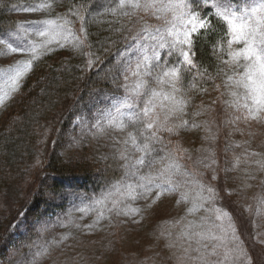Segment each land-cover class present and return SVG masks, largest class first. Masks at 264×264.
Returning a JSON list of instances; mask_svg holds the SVG:
<instances>
[{
	"label": "rangeland",
	"instance_id": "374dc122",
	"mask_svg": "<svg viewBox=\"0 0 264 264\" xmlns=\"http://www.w3.org/2000/svg\"><path fill=\"white\" fill-rule=\"evenodd\" d=\"M259 2L209 0L210 5L220 3L238 15H244ZM144 3L145 0H141V4ZM110 4V0L100 1L96 6L98 14L119 19L130 32L128 36L132 37L114 55L112 66L107 64L104 68V65L92 63L89 66L88 63L87 71L98 76L111 75L115 71L116 86H110L113 89L111 92L95 94L80 120L61 135L60 148L69 163L95 167L92 174L105 175L103 167L117 157L123 165L120 180L103 200L101 196L73 201L37 236L33 234V243L25 253L11 254L6 264H201L198 257L211 252L214 245L217 254L208 257L210 261H218L219 264H264V119H245L247 109L231 106L237 99L233 92L243 103L244 89L228 83V77L199 94L194 91L193 84L185 86L184 82L178 84L179 91L173 93L168 83L170 78L167 77L163 83H157L155 78L160 73L159 68L153 69L151 76L133 75L128 70L129 66L134 69L145 53L151 56L161 35L165 41L171 40L167 36L168 24L163 19L166 16L170 19L171 14L157 9L133 10L128 6L110 8ZM48 7L50 4L47 2L42 10L33 6L16 14L20 19L19 28L0 34V115L4 114L0 118V131L4 119L19 107L21 85L30 71L31 55L72 40L73 23L65 22L69 25L66 30L59 27L52 17L44 18ZM112 9L116 12L109 15ZM125 12L129 15H124ZM75 27L80 35L73 32L81 40L80 27ZM157 29L160 31L157 32ZM240 47L242 45L234 43L231 50ZM156 50L165 60L174 58L167 57L165 49L157 47ZM17 68L23 74L14 84ZM192 72L195 75L194 69ZM199 76V73L195 75ZM232 76L234 80L239 79ZM141 80L146 85L140 89L141 92L154 89L174 96L177 102L173 104L162 98L157 100L156 114L162 127L150 130L156 132V140L151 142L152 151L147 154L138 150L130 138V134H135L140 145L145 143L144 136L140 135L142 125L132 124L135 113L148 98L145 95L135 96L136 85ZM125 97L130 101L138 99L137 107L122 109V114H119L116 106ZM179 101L185 103L180 105ZM161 104L165 107L161 108ZM169 109L177 110L170 112ZM183 121H187L188 126L180 128ZM128 122L134 127L127 129ZM168 128L172 131H167ZM50 130L51 125H48L45 129L47 135ZM148 134L144 133L145 136ZM39 150L41 152L43 148L39 146ZM254 152L258 155H252ZM141 157L145 159V166L136 164ZM148 161H153L151 166H148ZM172 161L180 165L178 172L170 173L176 185L174 191L161 192L152 187L150 194H142L145 190L138 187L143 183L140 178L148 174L157 177L160 170ZM213 175L216 179H212ZM195 181L211 185L215 196H210L206 187L202 191ZM21 186L16 185L14 189L17 191ZM218 209L231 214L236 241L231 238L227 217L217 219L221 215ZM234 209L235 214L231 212ZM22 228L21 231L26 232L29 227L25 225ZM237 243L242 252L237 249ZM203 245H208L206 250ZM88 246L90 252L84 256L80 249ZM197 247H200V252L195 251Z\"/></svg>",
	"mask_w": 264,
	"mask_h": 264
},
{
	"label": "trees",
	"instance_id": "16d2710c",
	"mask_svg": "<svg viewBox=\"0 0 264 264\" xmlns=\"http://www.w3.org/2000/svg\"><path fill=\"white\" fill-rule=\"evenodd\" d=\"M100 1L0 0V34L20 25L16 14L48 2L44 18L66 19L80 27L82 35V43L50 47L31 58V69L21 85L19 107L4 119L0 131V262L4 264L11 254L25 253L33 243V234L37 236L54 217L65 212L70 202L101 196L103 200L120 180L123 165L117 157L105 164V175L92 174L95 167L69 163L60 148L61 135L80 120L95 94L111 92L110 86H116L115 71L98 76L87 71V64L91 61L104 68L112 66L114 55L132 37L119 19L98 14ZM110 1L109 7H116V0ZM115 12L111 10L109 15ZM200 12L206 13L214 31L201 30L205 34L196 38L194 72L200 76L185 73L183 79L185 86L193 84L199 94L236 71L235 61L229 56L228 37L224 36L226 25L218 22L214 10L207 12L201 7ZM48 125L49 135L45 131ZM16 185L22 186L16 191ZM231 212L235 214L236 210ZM25 225L29 228L22 232ZM54 242L57 244L56 239ZM80 252L86 256L89 246Z\"/></svg>",
	"mask_w": 264,
	"mask_h": 264
},
{
	"label": "snow or ice",
	"instance_id": "6c2138e0",
	"mask_svg": "<svg viewBox=\"0 0 264 264\" xmlns=\"http://www.w3.org/2000/svg\"><path fill=\"white\" fill-rule=\"evenodd\" d=\"M119 8L123 9L125 6L132 8L133 10L141 9H157L158 11H163L165 13H170V19L166 16L165 19L167 27V36L171 37V40L165 41L163 35L160 36L157 46L153 48L152 55L149 56L145 53L141 60H138L135 68L133 69L131 65L129 66L130 71L135 76H151L152 70L155 68L160 69V73L155 78L157 83H163L164 78H170L168 83L170 84L173 93L179 91L177 88L178 84H182L185 73H191L193 69L197 67L194 60L195 57V43L196 38L202 33L201 30L205 32L214 31V26L211 25V20L206 18V13L202 14L200 8L204 7L207 12L215 11L213 15L217 18L218 22L222 25H226V31L224 36L228 37L227 44L230 49L229 56L235 61L234 76H238L239 79H233V76L228 77V83L234 85L237 88L242 87L244 89L243 93V103H240L238 94L233 92L232 95L237 97L236 100L232 102L231 106H238L247 109V115L245 119L261 120V113H264V0L247 10L244 15H238L234 11H230L228 8L223 7L220 3L209 4V0H145L144 4H141V0H119ZM115 12V9H112ZM124 15H129L125 12ZM160 19V16H157ZM44 23H54L52 21H45ZM160 29H157L159 32ZM40 35H44V32H40ZM223 38V37H222ZM242 45V47L231 50L233 44ZM165 49V55L167 57H174V60H162L156 48ZM24 51L23 49H13V51ZM243 60V63H241ZM154 61V63H153ZM227 63V61H225ZM92 62L89 61V66ZM27 67V66H26ZM240 68L243 69L242 72L238 71ZM15 80L19 78L23 73L20 68L16 69ZM195 79V77H193ZM145 82L141 80L137 83L135 89V96L140 97L145 95L148 98L143 102L142 107L135 113V118L133 123H140L142 129L140 135L144 136L145 143L140 145L137 142V137L135 134H130L133 144L146 154L152 151L151 142L156 140V132L150 131L154 128L159 130L162 127L159 124V116L156 114L157 100L162 98L163 100H170L173 104L177 103L175 97L162 92H157L154 89H148L145 92H141V88H145ZM126 92L128 91L125 85ZM249 101L251 103H249ZM183 105L184 101L178 102ZM138 104V99L129 100L125 97L117 106L116 112L122 114V109L131 110L136 108ZM161 108L165 107L163 104L160 105ZM177 109H169L170 112H174ZM131 116L132 113L129 112ZM168 117H165L167 120ZM123 126V125H122ZM188 126L187 121L181 122L180 128H185ZM167 131L171 132L172 129L168 128ZM145 132H149L148 135H144ZM252 155H258V153H252ZM163 159V158H162ZM215 161L213 160L212 163ZM153 161H148V166H151ZM260 163V161H257ZM136 164L140 166H145L144 157L139 158ZM205 167H210V165H205ZM264 167V165H262ZM180 165L172 161L167 167L162 168L157 177L153 178L151 174L142 176L140 179L143 183L138 184V187L143 188L145 191L142 194H150L151 188L156 187L163 191H174L175 184L173 183L171 174L173 171H179ZM212 179H216L213 175ZM198 186L203 191L209 192L210 196H215V189L211 186H205L199 181H195ZM167 185V187H165ZM221 215L217 216V219L222 217H227L228 230L231 232L232 240L236 241V230L235 224L232 220L231 214L224 209H218ZM227 234V230H226ZM200 239H203L201 234L197 233ZM213 239H220L218 237H213ZM199 243V241H197ZM206 250L208 245H203ZM237 249L241 252L243 249L237 243ZM200 247H197L195 251L200 252ZM187 251V250H186ZM216 246L212 247L211 252H207L206 255H201L198 259L201 264H219L218 261H210L208 257L215 256Z\"/></svg>",
	"mask_w": 264,
	"mask_h": 264
}]
</instances>
